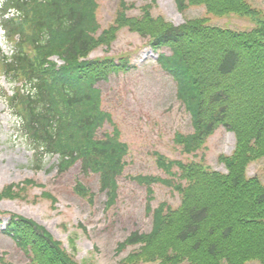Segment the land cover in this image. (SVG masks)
<instances>
[{
    "label": "trees",
    "instance_id": "16d2710c",
    "mask_svg": "<svg viewBox=\"0 0 264 264\" xmlns=\"http://www.w3.org/2000/svg\"><path fill=\"white\" fill-rule=\"evenodd\" d=\"M175 1L180 12L203 6L208 15L234 14L254 24L234 30L196 18L174 26L153 17L151 5L140 7L139 16H129L135 6L118 0L113 23L99 32L97 0H3L0 30L12 54L7 57L0 49V69L15 86L4 100L34 153L36 169L45 156L55 154L59 174L79 161L84 171L98 175L112 204L128 148L115 126L99 133L112 120L102 110L97 86L123 71L127 58L115 62L111 56H88L100 47L109 49L122 28L148 38L153 50L168 48L171 55L160 56L161 67L175 79L177 98L192 115V132L175 133L173 144L193 157L223 127L233 132L235 148L230 156L219 157L226 173L155 154L157 167L168 178H134L146 188L152 228L118 244V253L135 247L119 264H264V172L247 176L249 165L264 160V13L247 0ZM50 57L64 64L56 70ZM154 184L177 192L179 206L162 203L150 211ZM30 185L35 183L6 186L0 199L18 197ZM44 198L55 201L48 194ZM7 232L27 257L26 264H91L75 262L30 219L12 215ZM0 264L11 263L2 257Z\"/></svg>",
    "mask_w": 264,
    "mask_h": 264
},
{
    "label": "rangeland",
    "instance_id": "374dc122",
    "mask_svg": "<svg viewBox=\"0 0 264 264\" xmlns=\"http://www.w3.org/2000/svg\"><path fill=\"white\" fill-rule=\"evenodd\" d=\"M126 1L128 4L136 3L138 7L151 5L153 16H162L174 25L207 16L203 7H190L180 13L174 0ZM248 1L264 11V0ZM97 5L96 21L102 30L113 22L117 0H97ZM139 12L137 8L128 15L137 16ZM237 17L234 14L223 17L212 15L210 22L235 30L251 27L248 22L254 24L250 19ZM144 43L145 39L123 29L109 50L98 48L90 55V59L126 57L129 65L126 71L111 75L108 81L98 86L102 110L111 116L120 131V140L128 146L127 166L116 182L117 198L108 208L106 193L100 192L98 177L93 173L87 174L80 164L61 175L57 169L58 158L46 156L44 162L40 161V168L36 169V160L26 143L18 137L14 119L8 116L0 97V192L13 184L21 187L27 180L35 183L26 187L25 192H17L18 197L0 199V258L3 257L7 263L28 262L14 238L4 233L9 217L15 215L44 227L75 262L119 264L133 248L128 247L118 254L117 245L135 232L147 233L151 230L152 219L146 209L147 193L145 187L134 178L136 175L168 178L155 164L156 153L182 162L194 160L214 171L226 172L219 157L232 153L235 138L224 128L208 138L203 149L193 157L184 156L173 144L175 133L187 134L192 131L191 120L176 98L175 81L163 71L157 63V55ZM0 44L9 54L1 37ZM1 83L10 92L9 86L2 80ZM104 129L110 131L112 125L107 124ZM263 172L264 160L254 162L247 168L249 177H261ZM77 182L89 194H77ZM152 190V209L162 203L173 208L179 205L180 198L171 188L155 184ZM43 193L49 194L55 202L44 198Z\"/></svg>",
    "mask_w": 264,
    "mask_h": 264
}]
</instances>
